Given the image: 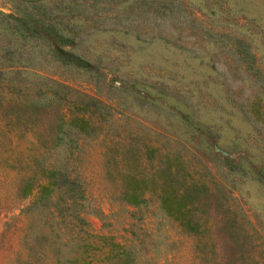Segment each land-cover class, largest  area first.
Wrapping results in <instances>:
<instances>
[{"label":"rangeland","instance_id":"rangeland-1","mask_svg":"<svg viewBox=\"0 0 264 264\" xmlns=\"http://www.w3.org/2000/svg\"><path fill=\"white\" fill-rule=\"evenodd\" d=\"M77 1L0 28V264H264V0Z\"/></svg>","mask_w":264,"mask_h":264},{"label":"trees","instance_id":"trees-1","mask_svg":"<svg viewBox=\"0 0 264 264\" xmlns=\"http://www.w3.org/2000/svg\"><path fill=\"white\" fill-rule=\"evenodd\" d=\"M61 2H66L69 9L77 8V0H9L11 12H0V28H6L16 37H33L49 40L57 44H66L73 40L74 31L68 30L64 25H60V18L56 19V14H52L60 8ZM52 15L54 17H52ZM73 23L79 21L80 16L72 14L69 17ZM63 22V21H61ZM83 121L80 126L85 125ZM75 123V124H76ZM84 127V126H83ZM169 172V170H165ZM169 182L163 184L159 194V205L168 215L181 221L186 227L198 225L193 220V209L198 201V190L193 182L174 185ZM40 190L47 194L50 188L47 184H40ZM125 199L137 203L139 201L136 191L131 189L125 192Z\"/></svg>","mask_w":264,"mask_h":264}]
</instances>
